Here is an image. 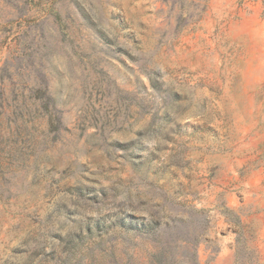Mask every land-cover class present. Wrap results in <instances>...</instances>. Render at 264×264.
Masks as SVG:
<instances>
[{
	"label": "rangeland",
	"instance_id": "1",
	"mask_svg": "<svg viewBox=\"0 0 264 264\" xmlns=\"http://www.w3.org/2000/svg\"><path fill=\"white\" fill-rule=\"evenodd\" d=\"M82 1L0 0V264H28L21 249L43 220L65 218L52 204L61 186L77 181L123 200L111 210L148 218L157 205L167 217L153 235L110 229L117 237L81 264H264V0H87L134 45L132 55L112 47V56L87 45ZM76 43L98 65L112 64L117 80L102 83L104 94L89 95L98 77L74 55ZM48 54L88 87L82 113L60 107L62 82L50 94ZM32 57L46 91L34 105ZM157 70L176 95L156 87ZM39 97H50L56 133ZM73 219L61 225L62 237ZM50 250L36 264H55L59 248Z\"/></svg>",
	"mask_w": 264,
	"mask_h": 264
},
{
	"label": "water",
	"instance_id": "2",
	"mask_svg": "<svg viewBox=\"0 0 264 264\" xmlns=\"http://www.w3.org/2000/svg\"><path fill=\"white\" fill-rule=\"evenodd\" d=\"M80 7V12L90 23L89 26L91 27V31L85 33L84 39L87 45L91 48L92 52L98 51L112 56L110 53V48L113 47L114 51L126 53L129 55L133 54L134 45L132 41H130V37L120 35L116 31V28L112 25L110 17H106L101 13L100 7L87 0L82 1ZM76 46L77 52L74 51V55H77L79 58H84L86 59V61L88 60L90 69L94 73H96V76L98 77L97 81H94L95 83H93V85L90 87L89 95L94 94L96 96L104 94V92H102L104 91V89L102 88V83L107 82L114 85L115 81L117 80L116 72L111 70L112 64L107 62V64L98 65L96 59L91 57V53H88L87 51L81 49L82 46H80V44L78 43H76ZM71 56L68 58V60L72 61ZM53 60L54 57H51L50 54H48V56L45 57L43 63V68H45V70L48 71L51 75L49 78L51 82L48 88L50 94H55V80L58 81L57 83L62 82L63 84H61V94L63 97V101L60 102V107L62 106L67 111L73 114L82 113L84 111V105L79 100V96L81 94H86V90L88 87H84L79 82L75 83L73 81H70L67 76H65V67H63V65L61 67L62 69L56 67ZM73 65V72L75 73V76L79 77L80 79L81 75L78 68L75 66L76 62H73ZM123 68L129 73H131L133 80L137 84L138 92L143 93L144 89L140 84V80L138 79L137 74L129 70L124 65ZM84 70L86 69L84 68ZM152 80L156 87H159L161 89L162 93L168 96L177 94L176 91H173L170 88L168 89L169 82L166 80V75L162 71H154ZM156 97L157 95H153L152 99L155 100ZM159 109L160 106L154 107V115H157ZM79 127H81V129H84V123L82 122ZM172 129L173 128L170 124L167 128L165 135L163 136V140L170 139L169 135L171 134ZM157 148L159 149V147ZM159 159L160 157L157 154H154L152 156V161L155 164L158 163ZM33 169L34 171L31 176V179H34L37 176L35 167H33ZM108 196L110 195H107L105 191L102 199L97 201H91L87 197L68 195L65 192L58 193L56 199L52 204V214L57 212V210L62 209L65 218L61 220L57 219L56 223L53 226H47L46 224H44V220L40 223L39 227L37 228L36 234L30 239L29 243L24 245L23 249H21L23 261L28 264H36L41 261L44 255L46 254L47 250L49 248H52L61 240V225L65 223L67 219H70L74 216H81L85 218L92 217L93 214L95 215L96 213H98V210H101L102 208H109V210L111 211L112 208H115L120 203H123V200H119L116 202L113 197L111 198ZM152 206L156 210L157 217L155 218L157 219L158 223H164L167 218L166 215L160 209L157 210V205ZM80 208L85 209V212L80 213ZM73 211H75V214H72ZM123 212L129 214L127 211V207H125ZM116 237L117 236L110 231H108V234H106L105 237H103L102 239H99L96 235L92 236L90 239L85 236H80L77 246L72 250L68 251L65 250L63 246L59 247V254L57 257L58 261L66 259V264H81L84 259V256L89 255L90 252L94 250V248L100 247L106 241H111Z\"/></svg>",
	"mask_w": 264,
	"mask_h": 264
},
{
	"label": "trees",
	"instance_id": "3",
	"mask_svg": "<svg viewBox=\"0 0 264 264\" xmlns=\"http://www.w3.org/2000/svg\"><path fill=\"white\" fill-rule=\"evenodd\" d=\"M41 1V0H38ZM51 13L50 11H48ZM86 20V19H85ZM88 24L89 21L86 20ZM61 21L58 18V32H61ZM42 33V32H41ZM43 35V33H42ZM31 63L33 64V69L36 72L39 82L35 84L30 92L34 93L35 97L33 98L32 105L35 104V100L37 96H44V93L46 92L44 90L45 85L44 79L42 76V70L40 69L41 61H38L34 64V58L32 57ZM39 66V67H38ZM42 66V65H41ZM153 85V83H152ZM38 99V98H37ZM40 99V108L41 112H43V115H48V130L50 133H56L58 131V119L55 118L54 115H52V111H50V97H39ZM34 111H36L34 109ZM130 145V143L125 144L122 146L123 150H126ZM149 154H143V155H137L136 159V165H142L146 162V159ZM169 166H166L164 169H168ZM41 174V173H40ZM46 175H49V172L45 173ZM38 178V175L34 178V180ZM61 189L63 192H65L68 195H76L79 197H87L91 201H97L102 199L104 196V193L100 195V192H96L91 187H88L86 185H81L78 182L72 183L70 187L63 185L61 186ZM72 214H75V211H73ZM72 224H74V229L72 232L68 233L66 236L62 237L61 240L54 245L49 253H55V250L61 246L65 248V250H72L75 248L79 242L80 236H85L88 239H90L92 236L96 235L99 239H102L105 237L106 234H108V231L110 229H116V231H125V232H139L144 235H153L156 233L157 228L159 227L160 223H158L157 219L154 216H150L148 218L143 217H137L134 214H126L124 212L111 210L109 214L104 216H95V217H73ZM168 224V223H167ZM113 233V232H112ZM166 257L165 253H161L160 256L157 257L158 262L162 261L163 258ZM55 264H66V259H62L58 261L55 260Z\"/></svg>",
	"mask_w": 264,
	"mask_h": 264
}]
</instances>
